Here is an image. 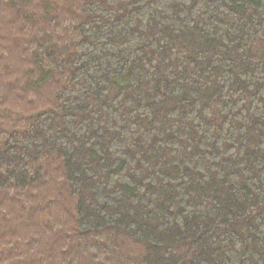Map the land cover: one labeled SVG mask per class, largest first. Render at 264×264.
Returning a JSON list of instances; mask_svg holds the SVG:
<instances>
[{"label": "trees", "instance_id": "1", "mask_svg": "<svg viewBox=\"0 0 264 264\" xmlns=\"http://www.w3.org/2000/svg\"><path fill=\"white\" fill-rule=\"evenodd\" d=\"M0 264H264V0H0Z\"/></svg>", "mask_w": 264, "mask_h": 264}]
</instances>
